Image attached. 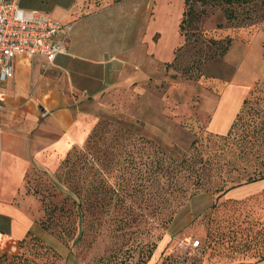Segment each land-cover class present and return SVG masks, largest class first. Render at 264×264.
Listing matches in <instances>:
<instances>
[{
    "label": "rangeland",
    "instance_id": "374dc122",
    "mask_svg": "<svg viewBox=\"0 0 264 264\" xmlns=\"http://www.w3.org/2000/svg\"><path fill=\"white\" fill-rule=\"evenodd\" d=\"M25 1L49 7L57 0ZM117 1L88 0L82 14ZM127 1L96 17L83 16L73 22L71 34L88 19L109 18L112 36L118 39L125 29L127 45L137 46L146 2ZM147 1L151 27H145L148 33L152 31L144 74L115 83L82 102L80 110L94 119L85 143L73 147L52 172L33 168L26 177L28 193L39 201V235L19 242L16 249L0 250V264H230L236 261L232 252L206 248L208 232L216 226L227 231L236 226L242 229L257 218L264 220V189L241 196L245 191H236L238 187L228 192L233 191L235 198L216 200L212 193L195 196L172 222L164 224L152 212L161 206L160 197L150 200L152 187L144 180L152 146L183 155L195 142L201 150L215 152L217 136L227 133L244 99H258L264 107V0H247L231 8L221 3H192V12L186 16L183 13L189 5L184 0ZM226 10L233 12L234 19H226ZM226 39L230 45L222 54L221 44L214 42ZM220 101L225 105L224 120L215 116ZM94 130L95 148L90 149ZM107 153L113 155L110 162ZM131 158L136 164H129ZM222 158L225 163L228 155ZM84 159L96 168L104 188L114 197L105 198L109 202L105 209L99 207L93 215L83 211L85 217L80 219L72 204L74 197L66 190L74 182L86 185L91 178L82 167ZM236 165L246 166L247 172L253 168L250 161ZM136 166L142 190L137 195L131 187ZM72 175L74 180L69 179ZM116 190L126 194L123 202L115 196ZM235 232L238 241L242 236L238 229ZM194 241L199 242L197 247L190 246Z\"/></svg>",
    "mask_w": 264,
    "mask_h": 264
},
{
    "label": "crops",
    "instance_id": "0c3cea01",
    "mask_svg": "<svg viewBox=\"0 0 264 264\" xmlns=\"http://www.w3.org/2000/svg\"><path fill=\"white\" fill-rule=\"evenodd\" d=\"M125 1L84 14L88 0H57L49 7L25 0L19 4L26 11L73 23L129 3ZM145 2L137 46L127 45L125 29L114 38L109 18H96L86 20L70 35L65 52L51 66L45 68L47 61L41 56H22L14 61L13 76L4 85L6 105L0 114V250L6 246L16 249L20 241L39 235V201L27 192L25 180L33 168L52 172L73 147L85 143L94 119L80 110L82 102L96 98L115 83L144 74L152 31L147 32L151 27L150 3ZM224 107L220 101L215 113L223 120L227 117ZM229 123L230 119L225 122ZM261 189L264 180L236 191H245L244 196ZM231 193L225 197L235 198Z\"/></svg>",
    "mask_w": 264,
    "mask_h": 264
},
{
    "label": "trees",
    "instance_id": "16d2710c",
    "mask_svg": "<svg viewBox=\"0 0 264 264\" xmlns=\"http://www.w3.org/2000/svg\"><path fill=\"white\" fill-rule=\"evenodd\" d=\"M198 2L202 5L221 3L232 7L234 4H245L247 0H184V4L189 6L183 15H190L192 3ZM225 17L229 21L235 16L233 12L226 10ZM184 22L185 19L181 21V23ZM214 43L221 44V53L223 54L230 45V39ZM95 134L94 130L89 137L93 141L90 146L88 142L90 149L95 148L93 138ZM217 138L216 151L208 153L196 146L195 142L191 143V151L183 155L175 154L167 147L152 146L151 144L152 152L147 153L146 160L151 159L149 163H146L148 168L144 180L149 182V187H152L149 192L150 200L154 202L157 196L160 197L161 206H156L152 212L154 216H161L164 224L172 222L184 203L195 196L202 193H212L216 194V200H218L230 190L264 180V107L258 99H244L227 133L219 135ZM225 154L228 155V158L225 163H222L224 160L222 157ZM111 155L110 153L106 154L108 162L112 160ZM91 157L94 161V153L91 154ZM243 160L252 162L253 168L250 172H247L246 166L236 165L237 161ZM135 162L136 160L131 158L129 164H136ZM82 164L84 169L89 170L91 178L86 185H78L77 182H74L66 190L69 197H74L72 204L77 206L80 219L85 217L83 211L93 215L98 213L95 210L99 207L105 209V204L109 203L104 202L105 198L114 197L112 191L104 188L102 177L96 168L93 165L89 166L86 159L82 160ZM135 168L137 171L132 178L131 187L134 188L133 192L137 195V193H142L141 182H138L141 175H139L137 166ZM241 169L243 174L238 173ZM233 172L237 173V176H230ZM73 178L72 175L69 179L74 180ZM119 187L121 184L118 185ZM115 196L120 202L125 200L124 196L119 194V190H116ZM140 215L142 216V214ZM233 226L234 224L231 223V227ZM229 229L223 231V228L220 229L219 226H216L214 230H210L207 235L209 240L206 248L218 252H232V258L236 261L230 264L264 262V220L257 218L254 221H247L246 227L242 229L238 226L231 228L232 230ZM237 229L242 236L238 241L235 232ZM216 245L221 248H216ZM151 256L152 253L150 252L146 261Z\"/></svg>",
    "mask_w": 264,
    "mask_h": 264
},
{
    "label": "built area",
    "instance_id": "2783aa9c",
    "mask_svg": "<svg viewBox=\"0 0 264 264\" xmlns=\"http://www.w3.org/2000/svg\"><path fill=\"white\" fill-rule=\"evenodd\" d=\"M20 0H0V114L6 105L4 85L13 76V63L22 56H41L51 66L65 52L73 23L61 22L46 13L26 11ZM190 243V242H189ZM198 241L190 243L197 247Z\"/></svg>",
    "mask_w": 264,
    "mask_h": 264
}]
</instances>
